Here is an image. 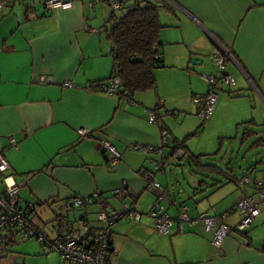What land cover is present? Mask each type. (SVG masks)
Wrapping results in <instances>:
<instances>
[{"label": "crops", "instance_id": "1", "mask_svg": "<svg viewBox=\"0 0 264 264\" xmlns=\"http://www.w3.org/2000/svg\"><path fill=\"white\" fill-rule=\"evenodd\" d=\"M120 1L123 6L136 0ZM152 1L162 5L159 48L164 64L155 69L156 88L127 99L87 87L90 81H105L113 65L106 32L111 7L103 0H72L69 8L46 12L43 0H0V152L10 164L8 174L25 181L19 199L35 204L27 217L50 237L77 227L81 208L73 204L76 196L107 197L106 205L96 198L83 207L86 222L100 229L104 222L98 210H120L121 199L113 191L124 180L130 192L124 199L142 215L138 220L124 216L111 225L117 252L109 264H264V230H258L264 227V207L246 235L231 230L218 246L201 219L184 221L180 229L176 218L181 204L191 217L214 206L215 213L225 212L224 221L234 225L242 215L234 204L253 186H240L238 177L222 169L219 174L235 183L227 189L212 191L206 199L182 188L172 193L162 178L168 160L155 170L157 153L130 148L159 144L161 127L167 130L168 144L185 137L178 135L181 123L169 117L177 118L178 112L197 115L199 105L192 98L207 91L201 72L218 73L210 66L211 50L218 46L232 55L228 69L236 83L233 92L221 87L206 126L219 127L229 137L239 122L252 118L254 125L244 126L255 136L264 135V0ZM28 9L34 18L27 17ZM194 55L200 57L198 63L191 61ZM160 98L157 120L149 121L146 110ZM159 109L167 113L161 116ZM100 138L121 152L115 166L109 164ZM256 163L249 165L250 171L257 169ZM141 166L152 169L164 187L162 203L173 217L165 234L154 230L147 214L156 191L146 187ZM210 185L218 189L222 180ZM0 254V264H66L35 238L2 241Z\"/></svg>", "mask_w": 264, "mask_h": 264}, {"label": "built area", "instance_id": "2", "mask_svg": "<svg viewBox=\"0 0 264 264\" xmlns=\"http://www.w3.org/2000/svg\"><path fill=\"white\" fill-rule=\"evenodd\" d=\"M2 3L0 2V8ZM72 6V0H43V12L52 8L66 9ZM112 8H120L122 2L120 0H111ZM35 12L28 9L27 17L34 18ZM211 60L216 65L218 74L201 72L200 75L207 81V92L202 96H194L192 101L199 105L197 116L200 122L209 118L214 110L219 92L222 86L231 88L236 83L235 74L228 69V62L232 60V55L223 46L213 47L211 50ZM119 77H111L105 81L99 82L96 88L89 82L87 87L102 90L108 94H120ZM66 85H70L69 81H65ZM130 99L129 95H120ZM163 103V99H158L154 106L146 110L148 120L156 121L158 106ZM166 110L159 109V114L164 116ZM14 145V140H11ZM99 144L102 149L109 153V163L115 166L120 158L121 152L107 139L100 138ZM168 133L166 128L161 129L160 143L156 145L131 144V149H137L144 152H155L159 155L158 159L152 160L153 169L160 170L163 168L165 160L164 149L168 146ZM183 148L177 146L172 152L173 156H181ZM10 164L6 157L0 152V174L2 175V185L0 186V244L8 241L9 238H17L24 241L29 238H35L39 243L46 247L57 251L60 258L66 264H109L116 249L109 244L111 225L118 219L126 216L138 220L142 212L137 210L133 204L128 203L124 198L130 195L127 184L123 180L121 184L114 189V194L121 199L120 210L108 209L100 207L97 217L104 222V225L98 230H93L91 225L86 222V212L83 209L87 203L96 198L97 194L90 196H76L73 204L81 208V215L77 218V227L60 235L53 237L48 236L45 231L30 221L27 217L28 211L35 206L33 201H21L19 192L25 184V181H16L12 175L8 174ZM139 174L146 181V187L156 191V198L147 211L152 219L154 230L158 234H165L170 230L173 217L167 212L162 203L164 187L155 177L152 169L144 166L139 167ZM240 186H253L249 192L243 191L242 195L236 200L235 208L242 212L241 217L234 225H229L224 221L225 212L215 213V207L211 206L207 210L200 212L197 216L191 217L187 212V205L181 204L177 220L178 225L184 221L195 222L201 219L206 230H212L211 242L220 245L223 238L231 231L244 232L254 218L260 213L264 207V179L252 178L249 172H245L238 180ZM219 219V222L217 221ZM87 235V236H86ZM86 238V239H85ZM264 250V244L262 246ZM1 255V254H0Z\"/></svg>", "mask_w": 264, "mask_h": 264}, {"label": "trees", "instance_id": "3", "mask_svg": "<svg viewBox=\"0 0 264 264\" xmlns=\"http://www.w3.org/2000/svg\"><path fill=\"white\" fill-rule=\"evenodd\" d=\"M103 1L111 7L107 18L106 32L111 42L110 54L113 59L112 69L106 77V80L116 76L120 78V94L118 95L126 94L132 96L135 92L156 88L155 69L164 64L159 48V35L162 27L160 9L162 5L152 0H136L131 4L121 6L120 8L124 9L118 14L116 9L112 8L111 0ZM103 79L105 78L90 81L89 83L96 88L99 82L104 81ZM227 89L229 92L234 91L232 87ZM253 122L251 118L238 123L243 125L241 141L254 136L249 144L250 148L264 145V135L255 136L254 130L244 126L246 124L254 125ZM185 140L186 136L181 140H177L178 143L176 144H169L168 146L172 150L167 148L164 153L165 159L179 160L186 155L188 156L189 162L202 172L208 174L221 173L222 168L219 165L211 162H203L201 160L202 154H195L189 151L186 148ZM177 146L182 147L183 151L181 156L175 158L172 151ZM218 150H215L214 153H218ZM200 180L203 181L204 178L202 177ZM96 198L103 205L108 203L107 197L102 194H97ZM249 227L241 233L246 235ZM11 240L9 238L8 242ZM109 244L112 245L111 238Z\"/></svg>", "mask_w": 264, "mask_h": 264}, {"label": "rangeland", "instance_id": "4", "mask_svg": "<svg viewBox=\"0 0 264 264\" xmlns=\"http://www.w3.org/2000/svg\"><path fill=\"white\" fill-rule=\"evenodd\" d=\"M123 9L124 8L117 9L116 12L119 14ZM210 66L213 72L216 73V65L213 64ZM225 87L226 86H224V88ZM185 116L183 112H178L177 118L170 116L169 120L172 118V120L178 124L181 123L178 127L179 137L186 136V145L193 153L202 154L201 160L203 162L215 163L219 165L227 175L238 177V179L245 172H249L250 176L254 173L255 175L262 176V178L264 177V145L250 148L249 144L253 139L241 141L243 125L238 124L236 130H232L229 137H226L220 134L222 131L219 127L215 128L211 126L209 128L206 126L209 119H206L202 125H199L200 121L196 114H187L188 117ZM262 133L264 132H261V134ZM217 149H219L218 153H214ZM252 163L257 164V169L253 172L249 170V165ZM162 176L165 180L167 179L169 183L168 190L172 193H177V191L182 188L187 192L191 191L194 197L198 199H206L212 191L220 192L230 187L231 184H235L234 180H225V176L223 175L216 173L208 174L195 168L189 162L188 156L186 155L179 160H168L165 165V172ZM202 177L206 180L204 183H200L199 181ZM214 179L222 180V185L218 189L212 190L210 184ZM184 198L188 200L187 196ZM256 225L257 224L254 223L252 229L256 228ZM258 230L263 231L264 227H259Z\"/></svg>", "mask_w": 264, "mask_h": 264}, {"label": "water", "instance_id": "5", "mask_svg": "<svg viewBox=\"0 0 264 264\" xmlns=\"http://www.w3.org/2000/svg\"><path fill=\"white\" fill-rule=\"evenodd\" d=\"M191 61H192L193 63H198V62L200 61V57L194 55V56L191 57Z\"/></svg>", "mask_w": 264, "mask_h": 264}]
</instances>
